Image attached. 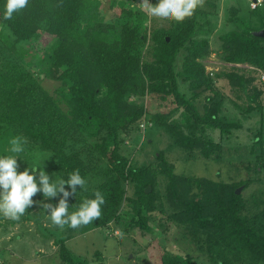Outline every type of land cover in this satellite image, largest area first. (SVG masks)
<instances>
[{"label":"trees","instance_id":"16d2710c","mask_svg":"<svg viewBox=\"0 0 264 264\" xmlns=\"http://www.w3.org/2000/svg\"><path fill=\"white\" fill-rule=\"evenodd\" d=\"M6 2L0 0V156L11 154L12 137L23 136L18 173L35 165L45 172V156L56 180L78 169L86 184L68 198L69 213L97 191L105 198L100 218L82 232L113 224L118 235L136 228L156 238L155 227L165 234L172 223L183 242L170 246L162 234L161 264H264V37L253 33L264 25V0L254 7L248 0L246 12L225 7L222 25L216 1L204 0L214 9L198 6L166 27L142 0H29L11 20L3 18ZM223 29L213 48L211 35ZM211 53L230 65L208 72ZM253 113L259 126L230 182L176 174L163 151L154 154L157 166L135 165L125 144L144 120L187 158L220 161L222 140L242 127L238 116ZM207 127L220 140L205 136ZM163 177L170 180L166 202L159 199ZM42 197H33L18 222L29 220ZM64 241L54 242L60 264H88Z\"/></svg>","mask_w":264,"mask_h":264},{"label":"rangeland","instance_id":"374dc122","mask_svg":"<svg viewBox=\"0 0 264 264\" xmlns=\"http://www.w3.org/2000/svg\"><path fill=\"white\" fill-rule=\"evenodd\" d=\"M215 1L217 4L216 9L219 11L218 25L223 24L222 13L227 6L238 4L242 12L247 11L248 0ZM204 6L206 9H214L213 7L207 8L206 4ZM109 17H111V13L108 9L105 18L109 19ZM155 24L166 27L168 20L166 18H157ZM227 30L229 29H223L211 35L213 48L219 47L220 41L218 36L222 31ZM204 63L206 70H209L208 72L221 69L223 64L230 65V63H222L213 53L204 59ZM232 65L245 66L246 64ZM259 74L263 75L262 72H259ZM44 85L51 87L49 80L44 81ZM219 87L224 94H228V86L224 81L220 82ZM259 116L258 113H253V118L238 116L242 127L222 140L225 153L220 161L197 156L187 158L186 152L182 148L175 146L169 136L161 133L154 126H147L144 123L142 125L140 123L141 129L132 132L125 144L129 148V154L131 152L134 157L132 161L135 165L153 163V166H157L158 161L154 159V154L163 151L167 160L172 163L173 172L176 174L186 177H204L216 181L230 182L236 180L242 172L241 168L238 167L240 160H245V155H243L242 151L248 147L252 132L259 126ZM144 125L147 127L144 128ZM195 131L197 130L195 129ZM203 134L213 140H220L217 129L207 127ZM3 148L0 146V150ZM40 164L43 168L48 169L45 173L54 182L58 181V178L56 180L53 177L52 162L49 156H45ZM168 182L170 180L164 178L159 185L161 190L159 191L160 201L164 202L168 199L164 187ZM92 183V181L89 183L90 187H93ZM242 191L243 188H241ZM246 191L248 192L249 190H245L244 194ZM127 193L132 194L130 186L127 187ZM59 199V195L55 198L43 196L41 201L36 203L31 215L29 214V220L26 222H18L19 220H11L3 216V219L0 220L1 264H60V258L57 253L58 244L55 245L56 243H54L60 238L65 239L64 245L75 257L86 259L88 264H161V253L157 241L162 238L164 232L161 231L159 233V227H155L156 233L154 234L157 239L154 235L142 233L141 230L136 228L128 233H125L122 229L118 230L121 232L118 235V233L113 232L115 231V225L113 224H110V227L106 228L94 227L84 232L81 231V228L83 229L85 226L76 229L65 226L64 229H60L53 225L50 213L43 207V204L55 206L59 203ZM165 213H167L166 209ZM24 215L25 213L22 216ZM150 222L155 226L157 225L156 219ZM8 227L12 228V233L9 235L8 231L10 229L7 230ZM167 228V232L164 234L166 235L167 244L173 246L179 242H183L182 238H179L182 236L178 229L172 223H169ZM175 236H178V240L173 238ZM180 246L183 249L185 248L182 243H180Z\"/></svg>","mask_w":264,"mask_h":264},{"label":"clouds","instance_id":"9594fccd","mask_svg":"<svg viewBox=\"0 0 264 264\" xmlns=\"http://www.w3.org/2000/svg\"><path fill=\"white\" fill-rule=\"evenodd\" d=\"M255 1L250 0L252 7L262 0L253 5ZM28 2L29 0H7L3 18L13 19V14L23 10ZM142 4L150 16L183 22L186 17L193 16L198 6L204 5V0H159L156 5L150 4L149 0H142ZM142 123L146 124L144 120ZM26 143V137L14 136L9 141L11 154L0 156V213L8 219L19 220L25 211L33 206V197L42 192L46 198H55L62 194L57 205L43 204L50 213L53 225L60 229H64L65 226L76 229L100 218L105 198L99 191L94 193V199L83 201L78 210L69 213L68 198L76 194L77 186L84 188L86 184L78 169L74 170L66 181L60 179L55 182L42 169H38V165L18 173L17 157L24 151Z\"/></svg>","mask_w":264,"mask_h":264},{"label":"water","instance_id":"95a60500","mask_svg":"<svg viewBox=\"0 0 264 264\" xmlns=\"http://www.w3.org/2000/svg\"><path fill=\"white\" fill-rule=\"evenodd\" d=\"M255 35H259V36H263L264 37V26L262 28H260L259 30H256L253 32ZM168 40V39H167ZM150 190V186H147L146 191ZM240 188L237 189V193H239Z\"/></svg>","mask_w":264,"mask_h":264},{"label":"built area","instance_id":"2783aa9c","mask_svg":"<svg viewBox=\"0 0 264 264\" xmlns=\"http://www.w3.org/2000/svg\"><path fill=\"white\" fill-rule=\"evenodd\" d=\"M261 0H256L254 3H252L253 5L256 3V2H260ZM209 71V70H208ZM262 79H264V75H260ZM142 125V124H141Z\"/></svg>","mask_w":264,"mask_h":264},{"label":"crops","instance_id":"0c3cea01","mask_svg":"<svg viewBox=\"0 0 264 264\" xmlns=\"http://www.w3.org/2000/svg\"><path fill=\"white\" fill-rule=\"evenodd\" d=\"M9 229H10V230H9ZM7 230H9V231H8V235L12 233V228L8 227Z\"/></svg>","mask_w":264,"mask_h":264}]
</instances>
